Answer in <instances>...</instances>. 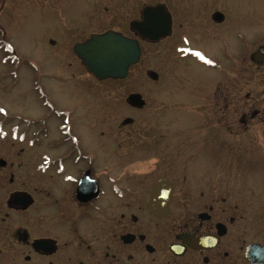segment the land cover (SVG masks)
<instances>
[{"label":"flooded vegetation","instance_id":"obj_1","mask_svg":"<svg viewBox=\"0 0 264 264\" xmlns=\"http://www.w3.org/2000/svg\"><path fill=\"white\" fill-rule=\"evenodd\" d=\"M165 6L168 34L132 31L167 57L146 71L147 136L131 116L111 127L89 86L107 79L54 38L0 29V264H264V63L253 84L250 34L226 12Z\"/></svg>","mask_w":264,"mask_h":264},{"label":"rangeland","instance_id":"obj_2","mask_svg":"<svg viewBox=\"0 0 264 264\" xmlns=\"http://www.w3.org/2000/svg\"><path fill=\"white\" fill-rule=\"evenodd\" d=\"M149 3L169 4L177 12H189L201 5H205V9L217 7L229 14L230 26L236 24L241 29V34H244L245 29L250 34L249 49L252 53L264 45V0H0V23L9 27L7 37L17 39L21 45L31 46L28 44L30 40L35 42L34 39L41 37L54 38L59 44L57 52L66 54L65 58H68L69 55L73 56V44L94 32L111 28L129 33L130 22L138 17L142 7ZM143 46V59L140 64L133 66L126 81H92L89 86L91 85L92 91L98 90L102 93L99 96L107 104V117L109 122H112V128L123 118L131 116L136 119V124L130 129H139L141 134L147 136L149 126L153 124L150 105L147 103L142 110L132 112L126 97L131 91H138L148 100L152 87L156 84L150 80L146 71L156 68L159 72L163 70L165 74L167 57L163 44L151 46L145 43ZM34 47L29 50L35 55L44 52L38 46ZM235 47L238 50L239 45L236 43ZM240 47L243 55L242 41ZM74 68L78 74L84 67L75 59ZM243 70L242 65L236 69L238 78L239 75L242 76ZM262 71L263 68L260 70L258 67H252L253 84H259ZM242 81L243 78L240 81L236 79V86ZM164 97L168 99V93L164 92ZM164 116H168L167 112ZM156 117L157 126L159 119L162 120V115L158 114ZM126 131H130L129 128ZM135 148L139 149L141 156H146L148 142L144 141L143 136Z\"/></svg>","mask_w":264,"mask_h":264},{"label":"water","instance_id":"obj_3","mask_svg":"<svg viewBox=\"0 0 264 264\" xmlns=\"http://www.w3.org/2000/svg\"><path fill=\"white\" fill-rule=\"evenodd\" d=\"M143 16L142 21L132 23L133 29L141 35L156 39L167 33L169 21L163 6H147ZM75 51L87 69L99 78L125 77L129 67L137 63L141 56V47L137 39L114 30L93 34L86 41L77 43ZM255 56L264 59V48ZM129 101L133 104L144 102L139 94L130 95Z\"/></svg>","mask_w":264,"mask_h":264}]
</instances>
